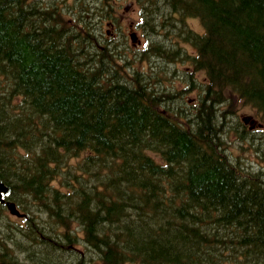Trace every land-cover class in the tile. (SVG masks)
I'll return each instance as SVG.
<instances>
[{"label": "trees", "instance_id": "trees-1", "mask_svg": "<svg viewBox=\"0 0 264 264\" xmlns=\"http://www.w3.org/2000/svg\"><path fill=\"white\" fill-rule=\"evenodd\" d=\"M53 1L0 0V180L25 214L0 201V260L264 264V168L226 136L238 100L264 131V0H137L133 55L117 0ZM153 56L204 71L194 109L140 69Z\"/></svg>", "mask_w": 264, "mask_h": 264}, {"label": "rangeland", "instance_id": "rangeland-1", "mask_svg": "<svg viewBox=\"0 0 264 264\" xmlns=\"http://www.w3.org/2000/svg\"><path fill=\"white\" fill-rule=\"evenodd\" d=\"M49 1L52 2L53 0ZM68 1L69 0H67V6L69 7ZM117 2V10L111 19L114 22V26H110L109 30L110 32L112 30V33L109 35L115 39H120V41L123 40L126 44V51L131 55H133L135 51H137V54H140L145 48L147 39L151 35L150 29H146V32L144 28L138 25V23L141 21V6L138 4L137 0H117ZM129 2H132V6L128 11H126L124 6ZM54 4H57L59 7L61 5V0H56ZM188 21L193 28L199 30L202 29V26L196 19L190 18ZM164 28L167 30L166 34L173 31L171 28ZM132 32H136V40H132ZM169 36L171 39L175 38L172 33L169 34ZM187 48L188 52H192V48L190 46ZM176 63L178 67L177 69L175 65ZM188 64L189 63L187 61L183 62L180 60L168 63L165 62L164 58L160 56H153L151 61H144V63L139 66L140 69L145 67L147 73L151 71L153 73L154 70L159 71V75L166 83H163V86L173 90L170 95L172 96L169 103L170 107L176 111L182 110L184 112L186 110L190 111L192 108H195L194 104L198 100V94L200 91H202L201 85H203L202 83L205 81L204 72L198 71V78H193L196 82V85L192 87L191 78H183L188 71V69L185 68ZM197 84H199L198 90ZM231 109L234 112L229 114V129L226 133L227 140L229 142L228 153L231 155V157H239L248 170H258L260 168H264L262 166L264 164V131L261 130L263 125L259 114L252 107L243 105L239 100L236 101V104H234ZM244 119H246L245 122ZM152 154L155 156L154 153ZM10 253L19 261H23L24 257L27 256V253L23 251H15ZM61 257L65 256L62 255ZM77 258L74 256V260ZM47 264L60 263L47 262Z\"/></svg>", "mask_w": 264, "mask_h": 264}, {"label": "water", "instance_id": "water-1", "mask_svg": "<svg viewBox=\"0 0 264 264\" xmlns=\"http://www.w3.org/2000/svg\"><path fill=\"white\" fill-rule=\"evenodd\" d=\"M130 6H131V4H130V3H127V4L125 5V7H124L125 10H128ZM131 38H132L133 40H136L137 35H136L135 32H132V33H131ZM7 191H8V186H7L3 181L0 180V200H1V201H5V199H4V197H3V194L6 193ZM6 205H7L8 209H9V211H10L12 214H15V215H17V216H22V215H23V214L20 212V210L17 208L16 204H15L13 201H6ZM0 264H7V263H5V262H0Z\"/></svg>", "mask_w": 264, "mask_h": 264}, {"label": "flooded vegetation", "instance_id": "flooded-vegetation-1", "mask_svg": "<svg viewBox=\"0 0 264 264\" xmlns=\"http://www.w3.org/2000/svg\"><path fill=\"white\" fill-rule=\"evenodd\" d=\"M114 26V23L112 24V27ZM176 65V69L178 68L177 67V63L175 64ZM186 69H188V71L186 72V75L183 77V78H198L197 77V73H198V70H196L193 65H187L185 67ZM175 69V71H176ZM152 72V71H151ZM155 72V70L153 71ZM17 259V258H16ZM137 264H140L138 262H136ZM79 264H86V260H83V261H80Z\"/></svg>", "mask_w": 264, "mask_h": 264}, {"label": "bare ground", "instance_id": "bare-ground-1", "mask_svg": "<svg viewBox=\"0 0 264 264\" xmlns=\"http://www.w3.org/2000/svg\"><path fill=\"white\" fill-rule=\"evenodd\" d=\"M18 243V242H17ZM5 251V250H4Z\"/></svg>", "mask_w": 264, "mask_h": 264}]
</instances>
